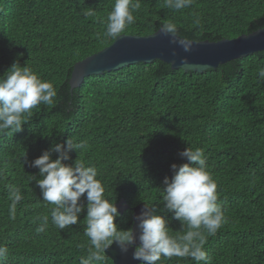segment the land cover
<instances>
[{
    "label": "trees",
    "instance_id": "trees-1",
    "mask_svg": "<svg viewBox=\"0 0 264 264\" xmlns=\"http://www.w3.org/2000/svg\"><path fill=\"white\" fill-rule=\"evenodd\" d=\"M136 2V0H133ZM115 0H0V75L26 63L57 90L52 106L39 105L19 132H0V264H79L87 255L86 210L77 225L51 224L54 205L42 201L38 169L24 164L53 142L70 136L86 141L78 158L95 166L105 196L129 206L115 223L132 226V208L159 207L165 177L187 147L200 148L217 183L226 222L207 237L210 264H264V51L198 74L172 70L160 61L91 76L71 90L73 65L109 46L105 22ZM135 23L120 35L147 36L165 21L194 42L235 39L264 28V0H193L179 11L166 0H139ZM93 9L94 15L84 11ZM199 17L200 24L194 23ZM56 154H53V159ZM8 185L21 189L10 218ZM86 204V200L82 197ZM49 217L46 231L37 233ZM171 213L166 214L170 219ZM169 227L180 229L171 220ZM170 234H176L170 230ZM94 264H113L104 257ZM158 264H196L191 258H162ZM204 264V262H200Z\"/></svg>",
    "mask_w": 264,
    "mask_h": 264
},
{
    "label": "clouds",
    "instance_id": "clouds-1",
    "mask_svg": "<svg viewBox=\"0 0 264 264\" xmlns=\"http://www.w3.org/2000/svg\"><path fill=\"white\" fill-rule=\"evenodd\" d=\"M167 7L174 11L188 8L193 0H166ZM140 8L139 0H115L108 13L104 37L117 38L126 28L135 23L134 12ZM85 16L94 15L93 9L84 11ZM200 24L197 17L194 21ZM160 32L170 37L169 43L189 53L194 41L182 37L172 21H165ZM175 55V51L173 52ZM181 64L190 66L187 57L181 58ZM264 79V68L258 72ZM57 90L47 80L41 79L26 63L21 66L18 61L0 75V132L11 130L19 132L25 124L26 116L39 105L52 106L56 102ZM86 141H77L69 137L63 143L53 142L34 160L24 159V164L37 168L39 179L31 175L39 187L42 201L54 205L50 209L51 224L58 229L77 225L80 214L86 210L83 219L84 235L88 238L87 255L81 256L79 264H94L102 261L106 250L115 243L121 254L132 251V259L139 264H158L162 258H191L196 264H210V257L205 251L208 236H213L226 222L222 205L218 203L217 183L206 164V157L200 148L187 147L180 156L188 162L177 165L173 163L171 178L165 177L161 188L160 206L145 203L141 212L135 217V228L121 229L115 223L119 215L116 199L105 196V187L97 178L95 166L76 159L74 163H65L71 159L70 153L78 154L86 150ZM53 154L56 158L53 159ZM10 218L15 219L17 204L23 199L21 189L8 185ZM86 200V204L81 198ZM171 220L180 222V229L169 227ZM41 221L37 233H43L49 223L47 215L37 217ZM138 229V235L136 230ZM170 230L176 234H170ZM137 240L139 241L137 243ZM7 247L0 245V262L7 254Z\"/></svg>",
    "mask_w": 264,
    "mask_h": 264
},
{
    "label": "water",
    "instance_id": "water-1",
    "mask_svg": "<svg viewBox=\"0 0 264 264\" xmlns=\"http://www.w3.org/2000/svg\"><path fill=\"white\" fill-rule=\"evenodd\" d=\"M171 38L163 35L160 29L147 36L120 35L101 51L75 63L72 68L69 85L71 90L79 88L84 80L91 76H99L105 72H113L139 63L151 64L160 61L170 66L172 70L195 72L202 74L228 62L245 58L257 52L264 51V28L248 35H240L231 40L218 42H194L191 52L186 53L181 48L171 45ZM175 51V55L173 52ZM187 57L190 66L181 64V58ZM145 203L132 208V226L135 228V217L141 212ZM119 215L129 209L120 199L116 204ZM138 235V229L136 230ZM139 241L137 240V243ZM133 249L121 254L115 243L106 250L105 257L113 264H139L132 259Z\"/></svg>",
    "mask_w": 264,
    "mask_h": 264
}]
</instances>
